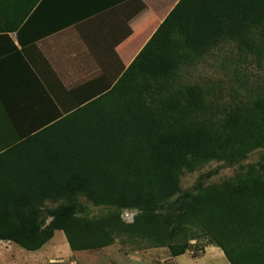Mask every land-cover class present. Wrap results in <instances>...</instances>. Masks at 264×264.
Returning <instances> with one entry per match:
<instances>
[{"label":"trees","instance_id":"trees-1","mask_svg":"<svg viewBox=\"0 0 264 264\" xmlns=\"http://www.w3.org/2000/svg\"><path fill=\"white\" fill-rule=\"evenodd\" d=\"M49 4L56 7L0 0V40L37 82L2 103L15 139L0 150V242L36 251L60 230L73 251L119 239L180 256L204 239L230 264H264V155L245 165L264 149V96L214 121L210 92L186 74L227 48L239 64L263 68L264 0H180L126 69L74 88L37 46L77 20L42 23ZM26 91L45 101L42 111L28 110ZM212 160L239 168L220 183L209 182L217 168L182 187L185 173ZM127 209L138 210L132 223L122 217Z\"/></svg>","mask_w":264,"mask_h":264},{"label":"crops","instance_id":"crops-1","mask_svg":"<svg viewBox=\"0 0 264 264\" xmlns=\"http://www.w3.org/2000/svg\"><path fill=\"white\" fill-rule=\"evenodd\" d=\"M53 1L56 2V7L51 9L52 5L49 4L50 16L46 17L48 16L46 8L43 14L40 13L38 20L47 23L45 20L52 19L54 26L63 21L76 18L77 20L40 38L37 46L69 88L83 84L102 73L112 78L116 76L119 73L118 68L130 65L180 2V0ZM9 36L20 48L18 33L12 31L9 32ZM10 44L6 39L0 40V150L15 139L13 127L3 112L2 103L5 100L7 104L10 103L19 89L37 83L35 74ZM26 96L25 99L29 101V105L26 106L28 110L38 107L42 111L41 105H44L45 101L40 100V95L30 99V92L26 91ZM49 105L50 103L47 106ZM51 240L39 250H27L29 252L27 254L17 252L12 242L1 241L0 244L4 245L0 249L8 256L0 257V264H54L56 261L65 260L67 254L80 252L71 249L67 238L53 243ZM60 245L66 253L64 257L59 250ZM9 256L12 258L9 259Z\"/></svg>","mask_w":264,"mask_h":264},{"label":"rangeland","instance_id":"rangeland-1","mask_svg":"<svg viewBox=\"0 0 264 264\" xmlns=\"http://www.w3.org/2000/svg\"><path fill=\"white\" fill-rule=\"evenodd\" d=\"M235 54L233 48H227L223 52L201 59L186 71L192 83H199L210 92L211 95L208 98L214 121L238 109L243 102L251 100L252 97L264 96V67H259L255 61L239 64ZM127 67L118 68V71L121 72ZM263 155L264 149L255 150L250 154L245 165L262 160ZM221 163L223 161L212 160L194 172L185 173L181 181L182 187L191 188L201 172L218 168L219 173L209 181L213 184L233 177L239 168L237 166L235 169ZM83 200L90 205L92 216L100 215L102 212L100 208L93 206L85 198ZM66 238L65 233L58 230L51 242L66 240ZM191 244L192 247L180 256H173L168 247L138 248L131 244L124 245L119 239L103 249L74 252L67 256L60 245L59 250L61 255L65 256V260L56 261L54 264H229L221 248L214 245H208L205 248L206 240H192ZM2 245L4 244L1 243L0 247ZM13 246L19 253H29L16 244ZM7 256L8 254L0 249V257Z\"/></svg>","mask_w":264,"mask_h":264},{"label":"built area","instance_id":"built-area-1","mask_svg":"<svg viewBox=\"0 0 264 264\" xmlns=\"http://www.w3.org/2000/svg\"><path fill=\"white\" fill-rule=\"evenodd\" d=\"M138 214V210L136 209H127L122 213V217L124 221L128 223H132L135 220L136 215Z\"/></svg>","mask_w":264,"mask_h":264}]
</instances>
